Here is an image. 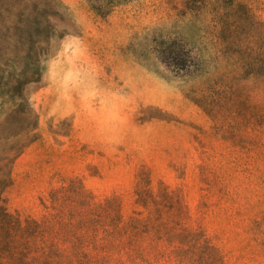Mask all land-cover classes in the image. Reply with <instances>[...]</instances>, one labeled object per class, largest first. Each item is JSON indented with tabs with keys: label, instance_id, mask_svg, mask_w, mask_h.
<instances>
[{
	"label": "rangeland",
	"instance_id": "obj_1",
	"mask_svg": "<svg viewBox=\"0 0 264 264\" xmlns=\"http://www.w3.org/2000/svg\"><path fill=\"white\" fill-rule=\"evenodd\" d=\"M187 1L101 18L97 0H0V125L40 138L14 163L11 213L40 217L69 179L128 213L146 174L228 264H264V88L199 39ZM237 1L264 23V0Z\"/></svg>",
	"mask_w": 264,
	"mask_h": 264
},
{
	"label": "trees",
	"instance_id": "obj_2",
	"mask_svg": "<svg viewBox=\"0 0 264 264\" xmlns=\"http://www.w3.org/2000/svg\"><path fill=\"white\" fill-rule=\"evenodd\" d=\"M97 2L91 9L107 18L125 0ZM186 9L196 13L199 39L223 49L220 61H234L235 74L244 71L245 81L264 88V23L249 7L188 0ZM6 127L0 125V264H228L204 228L192 225L183 198L165 186L155 190L146 174L138 176L128 213L119 197L96 199L77 179L40 198V217L11 213L5 194L14 184V163L40 138L31 128Z\"/></svg>",
	"mask_w": 264,
	"mask_h": 264
}]
</instances>
